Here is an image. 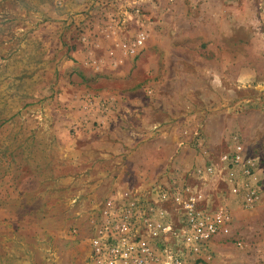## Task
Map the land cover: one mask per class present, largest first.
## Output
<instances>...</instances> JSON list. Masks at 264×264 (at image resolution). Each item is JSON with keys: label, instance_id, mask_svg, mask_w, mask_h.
Returning <instances> with one entry per match:
<instances>
[{"label": "rangeland", "instance_id": "1", "mask_svg": "<svg viewBox=\"0 0 264 264\" xmlns=\"http://www.w3.org/2000/svg\"><path fill=\"white\" fill-rule=\"evenodd\" d=\"M157 185L228 210L194 264H264V0H0V264H88L99 204Z\"/></svg>", "mask_w": 264, "mask_h": 264}, {"label": "built area", "instance_id": "2", "mask_svg": "<svg viewBox=\"0 0 264 264\" xmlns=\"http://www.w3.org/2000/svg\"><path fill=\"white\" fill-rule=\"evenodd\" d=\"M219 166L229 193L243 206L253 205L259 198L253 158L234 142ZM132 194L127 201L108 198L96 208L88 264H194L215 237L229 232L228 210L199 208V195H188L183 186H149Z\"/></svg>", "mask_w": 264, "mask_h": 264}]
</instances>
